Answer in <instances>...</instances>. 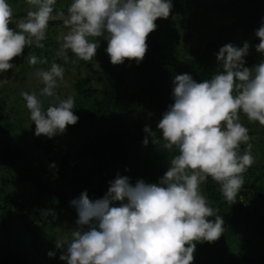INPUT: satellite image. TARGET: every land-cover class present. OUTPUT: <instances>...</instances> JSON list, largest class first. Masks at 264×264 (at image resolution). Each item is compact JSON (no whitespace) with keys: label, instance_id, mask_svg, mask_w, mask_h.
Returning <instances> with one entry per match:
<instances>
[{"label":"clouds","instance_id":"1","mask_svg":"<svg viewBox=\"0 0 264 264\" xmlns=\"http://www.w3.org/2000/svg\"><path fill=\"white\" fill-rule=\"evenodd\" d=\"M25 19L10 28L13 8L0 0V74L14 68L10 63L26 47L43 48L50 21L62 22L58 56L90 61L103 37L113 65L125 60H143L146 38L155 31L158 18L167 19L172 0H71L66 14L56 10L57 0H24ZM258 53L264 55V18L255 30ZM249 45L226 44L216 54L221 65L209 80L196 82L189 74L173 78L174 101L157 124L162 147L171 152L169 167L157 183L117 173L107 193L90 199L87 191L70 201L77 213L70 239L57 243L65 249L59 259L65 264H193L197 242H214L224 232V220L209 206L200 186L215 181L223 198L231 202L244 184V173L253 164L250 123L264 127V60L245 66ZM29 64L36 65L33 55ZM40 63L45 61L41 60ZM44 85L39 94L22 92L35 135L52 138L75 125L72 95L61 98L58 81L64 69L52 63L36 73ZM48 100L45 107L44 100ZM144 132L153 135L149 126ZM148 143L147 137L143 141ZM246 145L243 151L241 146ZM50 169L58 172L55 163ZM214 217V219H210ZM50 257L54 252H49Z\"/></svg>","mask_w":264,"mask_h":264},{"label":"trees","instance_id":"2","mask_svg":"<svg viewBox=\"0 0 264 264\" xmlns=\"http://www.w3.org/2000/svg\"><path fill=\"white\" fill-rule=\"evenodd\" d=\"M184 1L172 0L171 12ZM67 6L60 9L65 14ZM230 15L232 23L217 30L215 41H209L188 56L178 55L174 60L164 57L160 41L161 24L166 19L158 18L156 30L146 38L150 47L139 64L126 59L123 64L113 65L107 54L102 58L103 73L99 77L105 80L102 89L88 86L85 80L77 81L75 89L79 97L74 98L73 112L82 106L86 114L80 116L75 125H70L68 132L52 138L41 135L33 141L34 149L40 154L54 155L58 172L48 176V182L45 174H21L6 179V182L23 184L15 194L0 187V264H65L59 259L65 249L56 247L58 238L50 232L63 215H70L67 229L76 227L77 217L71 200L84 191L90 199L102 198L117 173L129 177L132 184L137 180L159 181L175 154L174 150L169 152L162 147L157 124L174 103L173 78L179 75L176 68L187 69L196 82H203L221 70L216 54L223 32L229 31L230 43L233 34L243 28V39L252 33L254 42H260L254 33L264 18V0H241ZM9 27L14 29L16 23H10ZM47 30L67 31L59 21L49 22ZM231 44L234 46L233 42ZM44 46L47 48L46 44ZM32 48L38 53L44 47H26L24 52ZM244 59L249 68L264 60L256 54ZM132 74L139 75L145 83L130 92L128 79ZM20 75H25V68H21ZM15 104L11 108H16ZM4 105L0 103V110ZM240 117L247 121L242 113ZM8 120V115L0 116V172L12 169L25 157V141L13 136L17 124ZM146 125L153 135L144 132ZM146 137L147 145L143 143ZM256 181L257 178L252 182L244 180L232 204L223 198L219 185L211 178L204 183L209 206L224 220V232L214 242L196 243L193 264H203L211 251L222 258L221 264H264V253L254 257L241 253L252 240L264 234V186ZM50 251L55 255L50 257ZM238 252L240 261L234 257Z\"/></svg>","mask_w":264,"mask_h":264},{"label":"rangeland","instance_id":"3","mask_svg":"<svg viewBox=\"0 0 264 264\" xmlns=\"http://www.w3.org/2000/svg\"><path fill=\"white\" fill-rule=\"evenodd\" d=\"M241 0H185L184 4L175 9L169 14V17L162 22V41L164 57H169L172 60L182 54L190 55L195 49L204 47L209 41H215L217 39V30L224 28L232 23V19L229 18L231 10H233ZM13 8V17L19 18L21 13L26 15L29 6L25 4L24 0H9ZM71 0H57L55 5L56 9H64L66 5H69ZM232 7V8H230ZM25 17V16H21ZM55 30H47L46 39L44 40V46L38 53L32 48V51L27 50L19 57H14L10 63L15 66L13 69H9L7 72L0 74V103L4 102V107L0 110V116L8 115L9 122L17 124V131L14 137H18L19 140L25 141V157L22 161L18 162L12 169H5L0 172V187H5L8 190L13 191L15 194L22 187L18 181L6 182V179H10L13 176L28 174H45V179L48 182V176L55 175V170L50 169L49 165L55 163L54 155L45 156L40 154L38 150L33 147V141L37 136L35 133V124L29 119L28 112L24 107V101L21 97L22 92L39 94L40 90L44 86L36 73L40 70H48L52 63L59 64L64 69L63 80L58 81L57 93L61 98L68 95L77 97L75 84L79 80H85L88 86H92L95 89H102L104 85V79H100L101 73H103V60L104 55H107L105 49L108 46L107 40L103 37L95 38L99 41V45L96 50V55L90 61L83 62L78 60L71 53H67V58L58 56L60 50V44L62 41L59 39L60 34ZM221 35V34H220ZM243 28H239L236 33L233 34L232 42L235 47H243L247 42L249 45L248 55L244 58L249 59L253 54L264 59V55L258 53L255 46L259 44L254 42L253 34H248L246 39H243ZM222 40L218 44V50L229 43L230 33L229 31L222 33ZM148 49H149V44ZM34 47V46H31ZM147 49V51H148ZM35 55L38 58L36 65L29 64V58ZM175 57V58H174ZM45 61L40 63L39 61ZM21 68H25V75H20ZM180 74H189V71L184 68H176ZM144 80L139 76L132 74L128 79L130 92L141 88L144 84ZM79 97V96H78ZM44 100L45 107L48 106V100ZM87 102V101H85ZM13 103H17L16 108H11ZM19 106H21L19 108ZM76 107V103L74 105ZM84 106H87L86 104ZM12 109V110H11ZM86 108L80 106L75 111V115L79 118L86 114ZM84 111V112H83ZM85 113V114H84ZM138 115V114H135ZM240 122L249 129L250 142L252 144L251 154L253 156V164L243 174L244 180L248 182L254 181L257 178L256 184L264 186V127L258 123H250L248 120H244L240 117ZM19 125V127H18ZM70 125L64 133L68 132ZM63 133V134H64ZM71 137H74L72 135ZM26 145V146H25ZM246 145L241 146V151L244 150ZM19 180V179H18ZM29 184L28 180L23 181ZM201 194L206 198L204 192V183L200 186ZM74 214V213H72ZM70 216V215H69ZM68 215H63L62 218L56 224L54 230L50 232L56 235L58 243L70 239L71 232L74 228L66 227ZM75 217L77 213L75 211ZM37 223V220H35ZM76 226V225H75ZM245 249V248H243ZM241 253H245L248 256L254 257L264 253V234L259 238H256L250 242L249 247L246 250H242ZM237 260H241L240 252L234 254ZM229 259V258H228ZM227 259V260H228ZM243 263V261H241ZM223 260L220 256H215L211 251L206 261L203 264H221Z\"/></svg>","mask_w":264,"mask_h":264},{"label":"water","instance_id":"4","mask_svg":"<svg viewBox=\"0 0 264 264\" xmlns=\"http://www.w3.org/2000/svg\"><path fill=\"white\" fill-rule=\"evenodd\" d=\"M21 19H25V17H19V18H12L10 23H16L17 21L21 20ZM50 22H57V21H50Z\"/></svg>","mask_w":264,"mask_h":264}]
</instances>
